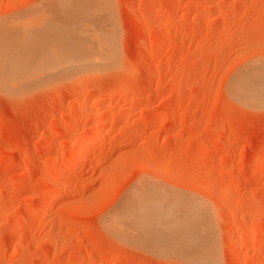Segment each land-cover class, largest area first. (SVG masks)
Returning <instances> with one entry per match:
<instances>
[{
	"label": "rangeland",
	"instance_id": "1",
	"mask_svg": "<svg viewBox=\"0 0 264 264\" xmlns=\"http://www.w3.org/2000/svg\"><path fill=\"white\" fill-rule=\"evenodd\" d=\"M4 26L0 264L208 263L121 217L142 188L205 212L210 264H264V98L231 94L264 69V0H0Z\"/></svg>",
	"mask_w": 264,
	"mask_h": 264
},
{
	"label": "bare ground",
	"instance_id": "2",
	"mask_svg": "<svg viewBox=\"0 0 264 264\" xmlns=\"http://www.w3.org/2000/svg\"><path fill=\"white\" fill-rule=\"evenodd\" d=\"M4 28H5V26H4ZM5 29H6L7 33L3 32ZM5 29L1 30L2 32L0 31V86H1L0 88H6V87L8 88L10 86V84L12 83V78H11L12 75L11 74L15 73V71L17 70L16 68L19 66L18 65L19 62L17 64L18 66L16 67V63L15 64L13 63L14 59L11 58V38H12L11 34L12 33H11V31L7 30V27ZM11 59L13 60V62ZM22 65H23V63H22ZM258 65H259V67L261 66L260 63ZM258 65H257V67H258ZM262 65H263V62H262ZM255 67H256V65H255ZM257 67L255 69H253L254 66L250 67V70H248L247 72H245L241 76H239L234 84L232 83L233 85L231 88L232 89L231 94L234 95V96H232L233 98L234 97L237 99L238 98H245L246 101L248 102V104L256 103L258 101L261 103L260 100L264 98V69H262L260 71ZM21 68H22V66H21ZM245 71H246V69H245ZM16 73H17V71H16ZM7 78L8 79L10 78L9 82H8V80H6ZM5 80H6V82H8L9 86H7L8 84H4ZM10 80H11V83H10ZM4 85H6V86H4ZM239 100H238V102H240ZM257 106H258V104H257ZM85 141H83V139H82V142L80 141L79 143L81 144V143H84ZM73 161H74V157L72 156L69 160L66 161V164L70 165L73 163ZM164 202L167 203L166 208L162 207V203H164ZM125 203H127V202H125ZM180 203H182V202H180ZM169 206H170V204H168V199L166 196H163V194H162V196L160 194L158 195V193L156 191H154V189L152 190V189L142 188V189L137 190L135 192V194L132 195L130 201L127 204H125V207L123 208V210L121 212V217L129 219V223L131 222L135 226V228L133 227L134 231H136V230L139 231L138 229H140L141 231H142V229L143 230L150 229V227H152L153 225H155V226L162 225L163 227L169 226V228H170V225L178 224L179 227L173 232L174 237H172V238H174V239L169 240L171 238L170 236H168L169 239L167 238L166 240L159 239V238H152V239L148 238L150 240L149 244L152 243L154 246H156V248L158 247L159 249H161L163 247H165L164 249H166V247H167V249H170L171 252L176 251L175 253L174 252L173 253L178 254L180 257H184V259L193 258V256L195 255V256H197L199 261L202 262V260H203V263H205L204 262L205 258H208V260H209V261H207L208 263L212 260L214 261L215 248H214L213 242H210V240L212 238L211 239L209 238L207 240H203V238L200 235V233H202V232H201L199 224L203 220V218L205 216V214H204L205 212L203 213V212H201L202 210L201 211L198 210L199 208L196 210L195 209L196 207L191 206L190 211L187 208L188 210L180 215L181 219H183V220L180 219L176 223H173L174 220L173 221L171 219L168 220V218H170L172 216L170 214V207ZM191 208H193V209H191ZM185 213L189 216H187ZM119 214H120V212H119ZM118 217H119V215H118ZM176 218H178V217H176ZM115 219H116V217H115ZM187 224H189V226H187ZM163 229L165 230V228H163ZM166 231H167V229H166ZM150 232H151V230H150ZM148 234H151V233H148ZM143 235H144V232H143ZM145 236H146V234H145ZM139 239H140V237H139ZM145 242H147V240H145ZM135 244H137V243H135ZM145 244H144V246H147V244L146 245ZM175 244H177V246H175ZM172 247H173V249H172ZM147 248H149V245ZM161 255H162V252H161ZM163 256H164V254H163ZM179 256H178V258H179ZM188 261H190V260H188ZM208 263H205V264H208Z\"/></svg>",
	"mask_w": 264,
	"mask_h": 264
}]
</instances>
